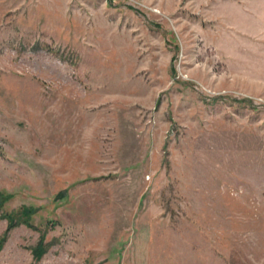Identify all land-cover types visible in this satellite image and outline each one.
<instances>
[{
  "label": "rangeland",
  "instance_id": "obj_1",
  "mask_svg": "<svg viewBox=\"0 0 264 264\" xmlns=\"http://www.w3.org/2000/svg\"><path fill=\"white\" fill-rule=\"evenodd\" d=\"M0 264H264V0H0Z\"/></svg>",
  "mask_w": 264,
  "mask_h": 264
},
{
  "label": "trees",
  "instance_id": "obj_2",
  "mask_svg": "<svg viewBox=\"0 0 264 264\" xmlns=\"http://www.w3.org/2000/svg\"><path fill=\"white\" fill-rule=\"evenodd\" d=\"M23 212H24L25 214L31 216L32 213L34 212V208H32V207H25L24 210H23Z\"/></svg>",
  "mask_w": 264,
  "mask_h": 264
}]
</instances>
